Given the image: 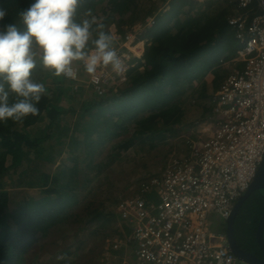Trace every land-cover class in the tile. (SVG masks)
Listing matches in <instances>:
<instances>
[{
    "label": "trees",
    "instance_id": "obj_1",
    "mask_svg": "<svg viewBox=\"0 0 264 264\" xmlns=\"http://www.w3.org/2000/svg\"><path fill=\"white\" fill-rule=\"evenodd\" d=\"M29 3L30 0H0V8L8 12L2 23L14 22L16 12ZM200 4L198 0H81L77 18H91L100 10L99 23L114 36L119 34V38H125L131 26L150 15L155 17V23L137 34L136 40L148 42L143 55L131 59L134 66L128 70V79L99 96L93 90L94 95L82 100L77 96L79 91L73 90L75 80L55 76L37 64L33 79L47 89L38 105L39 114L20 122H0V264H19L31 246L49 239L57 227L65 223L74 226L87 216L89 224L75 228L73 237L76 245H82L93 236L89 252L94 253L97 245L108 238L106 226L117 216L113 210H99L100 206L86 201L93 181L89 171L99 176L105 169L104 159L96 161L95 152L114 136L125 133L129 136L125 134L127 137L114 144L117 154L136 142L154 146L157 141L163 143L175 136L176 126L184 117L188 88L191 96L207 101L206 111L212 113V94L227 76L221 74V58L232 60L242 44L228 23L236 10L235 0H206L204 7ZM115 38V46H119L121 41ZM64 99L70 103L61 104ZM69 115H78L79 129L61 124ZM43 119L47 121L41 135L26 132ZM47 140H51L49 150L44 146ZM66 140V152L73 164L63 163L53 172L42 171L44 164L52 163L64 151L56 144L66 145ZM31 154L42 160L34 159L35 163L28 167V186L38 187L39 196L25 197L12 208L4 176L14 175L24 161L31 160ZM78 207H83V212H76ZM100 253L96 252L89 264H107L95 263Z\"/></svg>",
    "mask_w": 264,
    "mask_h": 264
},
{
    "label": "built area",
    "instance_id": "obj_2",
    "mask_svg": "<svg viewBox=\"0 0 264 264\" xmlns=\"http://www.w3.org/2000/svg\"><path fill=\"white\" fill-rule=\"evenodd\" d=\"M235 1L228 23L242 44L237 60L242 66H235L212 94V114L199 124L200 135L186 140L185 152L117 203L126 231L114 247L121 244L128 256L119 264H246L222 231L208 228L212 213L228 220L264 159V0ZM154 23V16L146 17L126 39ZM121 48L122 72L100 67L91 75L97 94L128 79L130 51ZM73 71L70 79L79 80L78 68Z\"/></svg>",
    "mask_w": 264,
    "mask_h": 264
},
{
    "label": "rangeland",
    "instance_id": "obj_3",
    "mask_svg": "<svg viewBox=\"0 0 264 264\" xmlns=\"http://www.w3.org/2000/svg\"><path fill=\"white\" fill-rule=\"evenodd\" d=\"M201 4V7H204L206 0H198ZM219 0H215L218 2ZM147 6L150 4L149 2H144ZM168 8V6H167ZM98 16L101 17V11L96 14L97 21L100 22ZM140 23V22H139ZM136 25L131 26L129 31L133 29ZM144 31L142 29L140 32ZM118 35V36H117ZM118 37L120 42L119 47L122 51L126 52L130 51L131 59L132 54L136 57L143 55L145 44L148 42L147 39L144 40H136L137 36L133 40H127L125 38H119V34L115 35ZM142 47L137 48V46ZM118 49V46H116ZM120 49V48H119ZM132 52V53H131ZM238 55H236L232 60H225L223 57L221 58L220 71L223 76L228 75L232 72L233 68L237 63ZM134 66V63H132ZM73 67L78 68L79 73L82 70V65L79 62L73 64ZM143 67H141L142 69ZM109 71L112 73L111 66H108ZM91 75L87 74L83 71L79 74V80L73 84V90L79 91L77 93L78 97L82 100H85L90 95H94L92 92L95 91L94 86L91 84ZM114 84V89L116 85ZM189 87V85H187ZM191 88H188V92L186 93L187 99L184 103V117L182 122L176 126L177 133L175 136L169 137L165 142L157 141L154 146H150V142L146 144H141L140 142H136V144L130 147L128 150L123 151L120 154H117V149H114V144L121 140L123 137L127 136L124 134L122 136H114L111 140L107 141L104 146L98 149L95 152L96 161L100 159H104V171L98 176L94 175L93 172H90V177L93 179L92 183L88 187V196L86 201H91L93 206L99 207V210H113L116 214V205L117 200L120 201L122 198L127 197L136 193L141 180H144L152 175H159L163 172V169L166 168L170 159L174 155L183 154L186 150V140L189 138H196L200 135L201 127L199 124L206 120V116H209V112L206 111V102L204 100L197 99L191 96L190 91ZM80 91L83 93L80 95ZM97 96L101 94H96ZM95 95V96H96ZM70 102L68 100H62L61 104L68 105ZM46 119L41 120L35 126L30 129L27 128L26 132L31 133L32 136L41 135V132L45 130ZM62 125H68L70 128H80V122L78 115H69L67 118L61 122ZM51 140H47L44 143L45 150H49ZM66 145L57 143L55 147L57 149H62V153H58L55 157V160L52 163H46L44 167H42V171L53 172L57 168H59L63 163L66 165H72L73 162L69 157V154L66 152L69 146L67 145L68 140L65 141ZM83 145H81L82 147ZM80 147V149H81ZM102 150V151H101ZM31 160L24 161L16 171L14 175H6L4 176L5 185L7 186L10 196H11V204L12 208H16L23 202L25 197L32 198L39 196L38 187H29L28 182L30 181V174L28 173V167L32 166L37 161H42L40 159H36V154L30 155ZM43 162H41L42 164ZM23 176V177H22ZM90 190V191H89ZM254 198V194L247 200L245 203V213H247L248 218L250 216H255L257 212V204L258 201L252 200ZM86 201H83L85 204ZM103 205V206H101ZM80 209V210H79ZM83 212V207H78L75 211ZM252 210V211H251ZM250 211V212H249ZM241 214V213H240ZM250 215V216H249ZM89 217L87 216L83 222H78L74 226L66 225L57 227L52 236L49 239H43L33 246H31L29 252L24 255V258L20 261L19 264H85L86 262L89 264V260H93L95 253L99 252L100 255L97 258L95 263L106 262L107 264H119L123 259L127 256L125 247L120 244V247L115 248L114 243H117L120 238H122L124 231V225L120 220L118 214L115 217L116 220L109 223L106 226L105 233L107 232L108 238L104 243H99L97 245V249L94 253L89 252L90 246L93 247V236H90L86 239L85 244L76 245L74 242V231L78 229L80 224H89ZM241 219V217L239 218ZM238 219V220H239ZM221 218L217 216V214L212 213L208 218V228L211 231H218L224 223ZM76 228V229H75ZM245 230V228H244ZM87 230L86 233H88ZM246 232V231H245ZM249 235V232H246ZM80 237H83L81 235ZM244 241V239H243ZM73 248H78L77 251H72ZM69 249V250H68ZM132 258H136L135 253L132 252L130 255ZM128 257V256H127ZM31 258V259H30Z\"/></svg>",
    "mask_w": 264,
    "mask_h": 264
},
{
    "label": "clouds",
    "instance_id": "obj_4",
    "mask_svg": "<svg viewBox=\"0 0 264 264\" xmlns=\"http://www.w3.org/2000/svg\"><path fill=\"white\" fill-rule=\"evenodd\" d=\"M80 2L30 0L12 23H2L8 12L0 8V122L39 114L47 89L33 79L37 64L69 78L76 62L89 75L108 66L117 74L123 71L115 36L90 13L91 18L78 19Z\"/></svg>",
    "mask_w": 264,
    "mask_h": 264
},
{
    "label": "flooded vegetation",
    "instance_id": "obj_5",
    "mask_svg": "<svg viewBox=\"0 0 264 264\" xmlns=\"http://www.w3.org/2000/svg\"><path fill=\"white\" fill-rule=\"evenodd\" d=\"M254 194V198L252 200L258 201L257 204V212L255 216H250L248 218L247 213H245V203L251 196ZM243 204L240 209L238 215H240L241 219L238 221L237 218L234 222V237L236 240V244L240 248V250L246 254L253 256L256 259H262L264 257L263 247L261 240L258 236V229L263 220L264 224V190H255ZM252 211V210H251ZM250 212V211H249ZM237 215V217H238ZM239 217V218H240ZM245 228V230H244ZM219 231H222L225 235V239L228 242V224L227 221L222 223ZM249 232V235L246 232ZM264 231V230H263ZM264 237V232H263ZM244 239V241H243ZM229 243V242H228Z\"/></svg>",
    "mask_w": 264,
    "mask_h": 264
},
{
    "label": "water",
    "instance_id": "obj_6",
    "mask_svg": "<svg viewBox=\"0 0 264 264\" xmlns=\"http://www.w3.org/2000/svg\"><path fill=\"white\" fill-rule=\"evenodd\" d=\"M255 190H264V159L259 164V168L257 170V173L255 175L254 180L251 182L249 188L246 190V192L237 200L235 203L234 209L230 215V217L227 220L228 224V242L229 245L233 251V254L235 256L243 261L246 264H264V257L262 259H256L253 256L246 254L240 250L238 245L236 244V240L234 237V222L237 218V215L242 208L244 202L250 197V195ZM264 230V224L263 220L260 224V227L258 229V236L261 240L262 247H263V254H264V237H263V231Z\"/></svg>",
    "mask_w": 264,
    "mask_h": 264
},
{
    "label": "crops",
    "instance_id": "obj_7",
    "mask_svg": "<svg viewBox=\"0 0 264 264\" xmlns=\"http://www.w3.org/2000/svg\"><path fill=\"white\" fill-rule=\"evenodd\" d=\"M138 48H141V49H142V47H141V46H137V48H136V49H138ZM139 57H141V55H140ZM211 114H212V113H211ZM211 114H210V115H211ZM210 115H209V116H210Z\"/></svg>",
    "mask_w": 264,
    "mask_h": 264
},
{
    "label": "bare ground",
    "instance_id": "obj_8",
    "mask_svg": "<svg viewBox=\"0 0 264 264\" xmlns=\"http://www.w3.org/2000/svg\"><path fill=\"white\" fill-rule=\"evenodd\" d=\"M139 46V45H138ZM141 46V45H140Z\"/></svg>",
    "mask_w": 264,
    "mask_h": 264
}]
</instances>
